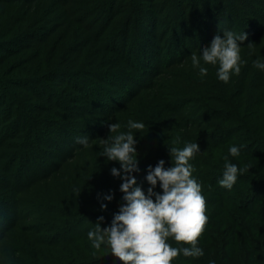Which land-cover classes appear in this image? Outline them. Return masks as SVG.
<instances>
[{"label": "trees", "instance_id": "16d2710c", "mask_svg": "<svg viewBox=\"0 0 264 264\" xmlns=\"http://www.w3.org/2000/svg\"><path fill=\"white\" fill-rule=\"evenodd\" d=\"M163 1H159V8L153 9L161 14L160 19L163 17ZM140 4L141 7L142 4L149 6L141 0H0V113L2 108L5 109L4 114H0V141L6 140L5 146L10 148L0 151V157L9 163V167L16 165L12 174V168L8 169V179L14 182L15 187L20 185L26 167L19 164L25 160L26 163L36 160L43 164L44 171L35 175L38 177L58 170L56 168L62 161L78 155L80 150L88 149L93 153L89 160L93 166L92 177H86L84 189L87 191H80V199L73 198V204L48 202L42 207L45 212L54 211L69 217L66 225L70 226L59 230L60 233L65 232V237L84 220L97 222L101 215L105 217L100 221L104 225L102 227L107 226L113 213L124 202L119 189L121 179L110 175L114 164L106 161L99 152L102 147L100 138L104 137L101 135L107 130L109 121H105L104 125L97 122L92 125L86 122L85 116L97 112L102 116L116 113L139 92L152 90L151 83L135 89L124 84L125 95L111 107L109 101H102V93L99 92L107 83L119 84L120 87L121 82L135 84L138 80L135 74L127 80L123 72L107 69L109 62L106 57L125 49L127 36L130 35L128 55L123 54L122 60L132 68V72L138 70L140 51L145 47L137 43L133 47V44L142 39L141 35L146 33L144 30H148L146 25L152 20L149 15L145 16L147 23L143 22V16L137 17ZM213 19L209 17L208 24L215 21ZM161 22L159 20L156 26L163 24ZM164 22L163 30L171 27L165 18ZM161 40L163 38L159 42ZM86 43L94 44L95 49L86 52L85 56L82 46ZM245 44L242 46L249 47ZM134 52L136 56L132 57ZM158 55L162 56L163 52ZM141 59L140 63L148 62L145 56ZM252 65V61L248 63V67ZM247 74H242L241 81L238 79L230 87L214 82L210 90H220V94L213 92L215 98L212 93L205 95V101L190 97V101L195 99L193 101L200 111L192 114L196 120L191 124L177 112L179 103L169 105L171 101H158V96L151 95V108L145 109L144 114L147 117L146 126L142 130H134L138 131L135 147L139 171L133 174L145 191L148 187L145 180L147 165L155 166L160 159H164L165 167L170 166L169 147L182 148L192 140H197L200 146L201 152L190 162L193 164V176L201 183L205 196L208 219L198 237L204 255L183 259L178 255L173 258L172 264H208L210 259H215L216 264H264V83L253 84L255 76L252 75V79ZM60 78H66L67 87L58 90L51 84ZM87 89L92 92L88 93ZM82 97L85 98L81 100ZM85 100L92 105H84ZM95 104L98 108L93 107ZM132 115L123 120L125 128L128 119H133ZM150 116L157 119L151 130L148 127ZM20 128L24 130L21 135L16 133ZM85 134L90 137L87 147L78 144L75 139ZM12 135L21 137L20 141L10 142ZM41 143L47 146L49 154ZM231 144L244 146L238 157L229 156L231 162L243 171L234 186L227 189L220 186L218 180ZM45 155L47 159L43 157ZM42 157L47 162L40 159ZM52 157L55 163L49 161ZM22 158L25 160L19 161ZM157 190L162 191L158 185ZM109 192L113 194L111 201L104 199ZM101 203L107 204V208H101ZM4 218V221L9 219L6 215ZM85 239H88L87 233L79 236L80 246L88 244L83 241ZM169 242L174 246L184 243L171 238ZM91 250L83 252L80 258L75 255L68 258L77 259L69 264H125L110 252L107 245L102 244L100 249L91 247Z\"/></svg>", "mask_w": 264, "mask_h": 264}, {"label": "rangeland", "instance_id": "374dc122", "mask_svg": "<svg viewBox=\"0 0 264 264\" xmlns=\"http://www.w3.org/2000/svg\"><path fill=\"white\" fill-rule=\"evenodd\" d=\"M159 1L162 0H141V3H147L151 7L148 6V8L144 6L145 4H142L143 6L141 7L140 4V12L138 10L137 13V17L143 16L142 20L145 23L148 22L146 15L152 17L153 20L146 25L145 29L148 28V30H144L146 33L141 35L142 39L140 40L139 38L138 42L133 44V47H136L137 44L145 47L142 52L140 51L141 49L138 52L140 51L141 57L144 58L145 56L148 62L142 63L141 61L140 63V60H142L140 57L138 70L132 72V68L128 67L122 60L123 54L128 55L130 35L127 36L128 40H126L125 49L118 52L115 51V53H112V55L108 54L106 57L109 62V68L107 69L123 72L124 75H127V80L131 79V74H135L138 80L135 84L120 81L121 89L118 86L119 84L107 83V86L104 89L101 88L99 92L102 93V101H105V103L109 101L111 107L115 101H119L121 96L125 95V91L122 88L124 84L128 88L132 87L135 89L144 88L151 83L152 90L147 93L145 90L139 92L140 94L125 104V107L122 106L124 108L116 111V113L112 112L110 115L102 116L97 114L98 112L93 115L87 112L90 114L85 116L87 123L94 125L97 122L98 125H104L105 121L118 120L121 124V128L118 131H121L123 128L124 130L126 129L123 120L127 118V115L131 116L133 114L134 120L143 121L146 126L145 109L150 110L151 95H153L160 98L158 101L162 100L168 103L171 101L169 105L179 103L177 112L184 115L186 121L191 124L192 121L196 120L192 118V114L200 111L197 109L196 102H194L195 99L192 98L194 101H190V97L200 98L205 101V95L212 93L211 96L215 98L216 94L214 93L220 94V90H216V92L210 90V86L214 82L230 87L231 83H235L238 79L241 81V76L248 73L247 75L252 79V75L255 76L253 84L259 83V81L264 83V71L257 69L254 65L248 67V63L256 56L262 55V58H264V0H164L162 2V5H164L162 19L159 18L161 14L159 15L153 11V9L160 7ZM209 17H213L215 21L208 24ZM164 18L168 20L171 26L167 27L166 30H163L166 25ZM158 19L163 24L156 26ZM224 29H232L238 32L244 30L248 33V36L241 43L242 45L245 43V45H249V47H241V58L247 62L241 64V71L231 76L228 83L217 78L216 68L218 65H205L209 71L202 77L198 68L193 67L190 55L191 52L199 53V48L207 46L217 33L223 35L221 31ZM73 36L76 37L78 35ZM157 38H163V41L159 42ZM250 42H254V44H248ZM82 47L85 50L83 52L84 55L86 52L88 53L95 49L94 44L91 43H86ZM160 51L163 52V55L159 57L158 53L160 54ZM135 52L132 57L136 56ZM109 56H113V58ZM247 68L248 70H246ZM65 79H57L51 85L58 90L66 88ZM87 90L88 93L92 92L91 89ZM77 93L75 94L78 95ZM93 94H95V91H93ZM84 98L82 97L81 100ZM75 99L77 98L75 97ZM210 104L212 103L210 102ZM84 105L92 104L86 101ZM93 107L98 108L96 104ZM125 110L127 114L123 113ZM2 111L0 114H4L5 109L3 110L2 108ZM150 113L157 116L154 111H150ZM150 119V124H147L151 130L157 119L156 117L153 119L151 116ZM109 131V128H107L101 137L104 136L103 138H106L110 134ZM23 132L24 130L20 128L16 133L21 135ZM142 132L145 133L144 130ZM147 136L148 138L151 137V135ZM10 137V142L12 143L20 141L19 139L21 138L15 137V135ZM5 141H0V151L9 148L5 146ZM41 146L48 154L50 153L49 149L46 148L47 146L43 143H41ZM50 146L48 144V148ZM67 149L73 151L68 147ZM92 154L91 150H80L78 155L62 161L59 167L56 168L58 170L38 175V177H36V174L44 171L42 168L43 164L41 165L36 160L26 163V160L22 158L19 161L25 160V165L24 163L19 164L18 161L16 163L26 168L22 173L23 178L21 181L20 179L18 180L20 185L17 187L7 177L8 169L12 168V174L14 171L13 167H16V165L9 167V163H6V160L0 157V264H69V262H76L75 260H77H67L73 255L80 258L83 252L93 251L88 239L83 240L88 244L81 242V244L83 243L81 246L77 239L83 233H87L90 228L95 227V220H84L77 229L67 232L65 237V232L60 233L59 230L70 226L66 225L69 217L56 214L54 211L45 212L42 209L43 206H47L46 203L48 202L62 201L73 204V198L80 199V191H87L84 189V183L87 182L86 177H92L93 166L89 164ZM43 157L45 158L46 155ZM43 157L40 159L47 162ZM31 159L33 158L31 157ZM52 159L53 157L49 161L55 163L56 160ZM112 162L114 166L119 168V162ZM20 170L22 171V169ZM110 175L112 176V174ZM26 179L28 180L26 181ZM5 215L9 219L4 221ZM11 218L12 220H10ZM102 226L104 225L101 224Z\"/></svg>", "mask_w": 264, "mask_h": 264}, {"label": "clouds", "instance_id": "9594fccd", "mask_svg": "<svg viewBox=\"0 0 264 264\" xmlns=\"http://www.w3.org/2000/svg\"><path fill=\"white\" fill-rule=\"evenodd\" d=\"M223 35L217 33L207 46L199 48V53L191 52V63L198 68L203 77L209 69L205 65H218L217 78L225 83L230 77L241 71V64L247 61L241 58V47L248 33L224 29ZM248 44H251L248 43ZM203 62V63H202ZM252 64L264 71V58L256 56ZM109 135L100 138V155L106 161L119 162V168L112 166V175L121 179L119 189L122 192L118 211L113 213L111 222L101 227L100 216L94 228L87 232L92 248L100 249L107 245L125 264H172L178 255L181 259L197 258L204 255V248L198 237L203 232L208 219L205 214V196L201 191V183L193 176V164L190 162L200 146L197 140L188 141L181 147H169L171 165L165 167V160L160 159L155 166L147 165L145 180L147 190L137 182L133 174L139 171L136 135L145 127L143 121L128 119L127 130L118 131L121 124L118 120L107 122ZM76 142L84 147L89 144L90 137L79 135ZM243 145L231 144L228 155L224 157V170L218 184L231 189L238 180L243 169L231 162L229 156L238 157ZM174 161V162H173ZM157 185L159 189L157 190ZM111 201L113 194L104 196ZM101 208L107 204L101 203ZM169 238L177 242L172 245ZM208 264H216L210 259Z\"/></svg>", "mask_w": 264, "mask_h": 264}]
</instances>
